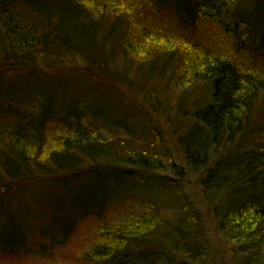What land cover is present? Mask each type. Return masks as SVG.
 I'll return each instance as SVG.
<instances>
[{
  "label": "trees",
  "instance_id": "obj_1",
  "mask_svg": "<svg viewBox=\"0 0 264 264\" xmlns=\"http://www.w3.org/2000/svg\"><path fill=\"white\" fill-rule=\"evenodd\" d=\"M0 23V259L264 264V0H0Z\"/></svg>",
  "mask_w": 264,
  "mask_h": 264
},
{
  "label": "rangeland",
  "instance_id": "obj_2",
  "mask_svg": "<svg viewBox=\"0 0 264 264\" xmlns=\"http://www.w3.org/2000/svg\"><path fill=\"white\" fill-rule=\"evenodd\" d=\"M5 33L3 32L2 30V26H1V23H0V44H2L3 46L5 45ZM189 192V196L191 197V199L193 201H195L196 205L200 206V208L203 210V206L199 203V199H198V195L194 192V190H188ZM147 204V205H146ZM146 204L142 205L143 207L147 208L148 206L151 205V202L148 201L146 202ZM129 206V210H134L135 206L131 207L130 205ZM204 211H205V208H204ZM205 220H204V231L206 233V237L210 239L211 241V244H212V247L214 249H216V251L218 252H222L224 250V246H223V243H218L216 238H215V235L213 232L214 231V227H212V223H211V220H210V217H207L205 216ZM226 253V251H225ZM72 251H70V249H66V250H63V251H60V253L57 251L55 256L57 258V260H52L54 264H70L69 261H70V257L72 256ZM2 262H0V264H35V261L32 257H30L29 255L28 256H24V258H19L18 256L15 257L13 255H6V256H3L2 259ZM73 264V263H71Z\"/></svg>",
  "mask_w": 264,
  "mask_h": 264
}]
</instances>
